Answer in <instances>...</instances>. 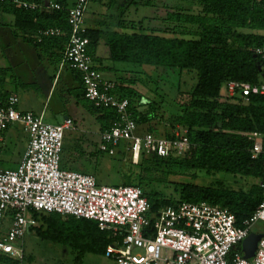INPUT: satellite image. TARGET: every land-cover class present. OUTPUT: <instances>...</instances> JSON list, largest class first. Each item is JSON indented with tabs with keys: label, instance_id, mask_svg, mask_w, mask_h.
<instances>
[{
	"label": "trees",
	"instance_id": "16d2710c",
	"mask_svg": "<svg viewBox=\"0 0 264 264\" xmlns=\"http://www.w3.org/2000/svg\"><path fill=\"white\" fill-rule=\"evenodd\" d=\"M25 1L36 2L43 7L25 9L18 7L12 0H6L0 1V13H12L18 19L22 17L27 27L29 24L26 21H30L28 32H34V35L29 37V41L34 47L41 48L49 40L65 46L70 38L66 0L55 1L64 7L58 10L46 9L44 5L47 1L44 0ZM137 1L153 4V0H128L133 4ZM191 1L199 8L198 12L170 10L162 27L147 28L143 26L142 20L134 23L118 19L117 12L107 14L97 28L87 29L86 34L90 38L88 51L94 60L97 45L103 38L113 63L197 72V83L188 91V99L180 105L179 114L170 120V130L161 132L150 126L146 131L157 137L171 138L174 128L183 127L187 129V137L193 145L191 151L184 157L142 156L138 165L129 158V170L123 173L125 185L142 188L154 211L176 207L183 202L206 201L228 208L236 214L238 225H241L264 200L260 187V182L264 180V155L252 158L254 140L247 136L258 132L264 138V96L251 95L249 101L245 102L238 96L223 95L222 87L229 81L264 83V61L256 58L252 51L264 44V34L260 33L264 31V0ZM47 18L50 26H46ZM32 21L36 24H31ZM49 27L60 28L62 33L36 42L38 31ZM64 50V47L59 50V59L64 57ZM136 80L130 77L126 82L117 83L115 91L120 97L129 100V111L139 125L150 121V117L147 116L149 112L142 114L138 111L144 104V96L136 88L130 87L136 84ZM123 83L130 86H124ZM0 91L3 97L9 95ZM82 97L87 109L99 123L101 132L109 129L118 119L114 109L98 108L86 99L84 85ZM150 109L155 113L158 111L154 103L150 104ZM68 148L64 143L63 168H67L65 163L71 164L72 155L64 158ZM70 148L68 151L71 153L76 145ZM98 152H102L101 149ZM90 154L97 157V151ZM118 154H121L118 160L126 156L121 151ZM143 163L165 167L168 175L185 174L190 170L195 173L188 180L178 182L166 177H151L150 173L142 176ZM96 164L93 172L85 173L93 174L100 183L98 160ZM197 172L212 180L208 184L195 182L199 177ZM221 173L234 178L238 186L218 176ZM239 178L244 182L240 183ZM249 178L257 179L259 183L251 184ZM170 184H173L172 192L168 190ZM32 214L39 222L32 230L42 239L76 250V264H80L83 255L88 252L106 256L108 246L114 242L112 235L101 230L94 220L63 217L58 213L42 211H33ZM0 264H18V260L0 253Z\"/></svg>",
	"mask_w": 264,
	"mask_h": 264
},
{
	"label": "built area",
	"instance_id": "2783aa9c",
	"mask_svg": "<svg viewBox=\"0 0 264 264\" xmlns=\"http://www.w3.org/2000/svg\"><path fill=\"white\" fill-rule=\"evenodd\" d=\"M12 1L25 9L43 7L36 2ZM90 1L75 0L67 7L70 38L62 63L81 75L86 99L118 114L114 124L100 132L101 151L110 156L121 151L134 163L142 156H186L193 147L187 129L177 126L171 138L149 132L139 134L129 111V100L116 93L117 83L106 78L94 64L88 51L90 38L85 20ZM44 7L64 9L55 1H47ZM61 33L60 28L41 29L36 42ZM252 51L264 61V44ZM225 86L228 95L241 97L245 102L251 95L264 96V83L229 81ZM19 102L18 94L3 97L0 91V153L6 125L20 124L29 137L20 164L15 169L0 168V253L23 264L24 238L37 225L32 212L42 211L96 221L101 230L114 238L106 256L119 264H264V236L253 257L246 258L242 253V244L253 233V225L264 221V200L241 225L228 208L206 201L183 202L154 211L138 186L103 185L93 174L63 168L65 132L74 129L73 120L49 123L42 115L20 111ZM247 136L254 140L252 158L264 155L263 136L258 132ZM260 187L264 195V180Z\"/></svg>",
	"mask_w": 264,
	"mask_h": 264
},
{
	"label": "rangeland",
	"instance_id": "374dc122",
	"mask_svg": "<svg viewBox=\"0 0 264 264\" xmlns=\"http://www.w3.org/2000/svg\"><path fill=\"white\" fill-rule=\"evenodd\" d=\"M152 3V5H148L144 2L140 3L139 1L133 4L131 2L126 3L125 0H92L85 13L86 24L93 25L97 18H106L107 15L100 16V12H106L107 9L111 11L108 12L111 14L117 9L118 19L120 18L134 23H138L142 20L144 21L143 26L147 28L165 26L164 18L170 10L199 11V8L195 6L191 0H153ZM6 50H19V54L12 60L9 55L4 57V52H6ZM98 51L99 54H101V51H104L105 54L109 53L107 45L102 43V41ZM20 52L21 50L18 49L16 45L9 46L0 39V76L6 74L10 79H16V74L20 72L26 74L25 76L22 75V80L24 82L22 85L16 83L13 79V86H7V89L16 90L19 94L21 99L19 107L28 105L30 110L38 114L44 109V118L47 122H56V120L64 121L65 114L68 112L74 116L73 112H70L68 108L69 103H67V101L69 100L63 98L65 92L60 87L57 88L55 95H51L48 99L47 92L42 88V84L38 83L39 85H37V87L35 86L29 71L30 66L26 65V63H21L19 60L23 58ZM15 59H18V62L24 65L17 64ZM27 60L31 61V59ZM9 63L12 68H10ZM94 64L96 63L94 62ZM115 66L120 71H123L125 76L126 73L129 72V77L137 79L136 84L133 86L144 96V104L138 108V111L142 114L149 112L147 116L150 117V121L147 123H140L137 132L143 134L150 126L154 127L157 131H169L171 128L169 125L170 120L173 119L175 115L179 114L181 111L180 105L188 99V91L192 90L197 83V72L195 70H171L163 67L157 69V67L149 65L140 67L124 62H115ZM134 73H138V75ZM25 83H27L26 87L24 85ZM222 93L223 95H228L226 93L225 84L222 87ZM151 103H154L158 107L156 113L150 111ZM86 104V102H82V106H79L80 112L77 115V126L79 130L70 129L65 132L64 143L67 144L69 148L64 152V158L72 155L71 166L68 168L80 172H93L98 160L101 168V170L98 171L101 184L108 186L125 185L126 178L123 173H127L129 170L128 165L130 164V159L127 156H123L122 160H118L121 158V154L110 156L107 153L98 152L100 151L101 143L100 125L95 116L87 111ZM60 108H64L63 110H65L66 113L65 111H58ZM3 134H5L6 140L3 143L4 151L0 154V166L3 168L12 167L20 163L22 156L21 152L23 150L22 144L26 134L18 127L17 130L10 129L9 131L3 132ZM73 144L76 145V148L70 153L68 150L71 149L70 147H72ZM94 151H97V157L91 156L90 153ZM138 164L139 163H137V165ZM142 167V176H147V174L150 173L151 177H166L168 180L175 182L188 180L190 175L195 173V171L190 170L185 174L168 175L165 167L160 168L152 165V163H143ZM197 173L199 175L195 181L197 183L208 184L212 180V178L207 175H202L199 172ZM218 176L225 177L231 185L238 186L234 183V178L229 177V175L226 176L221 173ZM249 181L253 184L258 180L249 178ZM239 182L243 183L244 180L239 178ZM172 185L173 184L169 185V192L173 190ZM252 232L264 234V221L259 220L256 222L252 227ZM23 243L25 248V259L23 264H76L75 259L78 256L76 250L60 243L42 239L37 235L35 230L26 234ZM239 248L241 249V247ZM80 264L119 263L114 258L88 252L83 255Z\"/></svg>",
	"mask_w": 264,
	"mask_h": 264
},
{
	"label": "crops",
	"instance_id": "0c3cea01",
	"mask_svg": "<svg viewBox=\"0 0 264 264\" xmlns=\"http://www.w3.org/2000/svg\"><path fill=\"white\" fill-rule=\"evenodd\" d=\"M44 1H56V0H44ZM75 0H66L67 6L70 7L73 5ZM92 1V0H91ZM90 1V2H91ZM89 2V4H90ZM125 2L127 3L128 0H125ZM89 4L87 9L89 8ZM110 10H106V12H100V16L103 15H111ZM116 13V10L115 12ZM103 19L104 18H97L94 22L93 25H87L86 24V28L90 29V28H97L99 26V24L103 23ZM86 20V19H85ZM28 22V27L26 26L24 19L21 17L20 19H18L14 14L12 13H0V39L2 40L3 43H6L7 45H16L18 49L21 50L20 55L23 56V58H20V62L21 63H26V65L30 66V73L32 76V82L35 83V86L37 87V85H39L38 83H41L42 88L47 92V98L49 99L51 95H55V92L57 90L58 87H60L64 92V97L67 100L68 104V108L70 112H73L74 116L69 114V112L67 114H65L66 116L64 117V121L66 119H71L73 120L74 123V129L79 130L78 128V118L77 115L80 112L79 110V106L81 105L82 102H85V100H83L82 94H83V85H82V78L81 75L69 68L66 65H63L62 61L63 58L59 59L58 58V54H59V50H61V47H64V49L66 50L67 48V42L65 43V46H63V44L61 45L60 43H55L53 42V40H49L47 42V44H45L44 46H42L41 48H36L33 46V44H31V42L29 41V37L33 34L34 32H28V28L30 26V21H26ZM46 26H50V20L47 18V20L45 21ZM31 24H36L34 21L31 22ZM37 29V27H36ZM260 33L264 34V31H260ZM32 35V36H33ZM63 40V39H62ZM105 43V39H101L97 45L96 51H95V61L93 60V62L96 63V65L100 68L102 67L100 70H102V72L104 73V75L106 76V78L115 81L118 84H121V82L123 81H128V79H130L128 73L125 74L123 73V71H120L119 69L116 68L115 63H113L110 59V51L108 48L109 53L105 54L104 51H101V54H99V47H100V43ZM108 47V46H107ZM64 50V51H65ZM63 51V53H64ZM13 53V54H12ZM19 54V50L17 51H8L6 50V52H4V57H6L7 55L10 56V59L13 60V58ZM27 59H31V61L27 60ZM15 62L17 64H21L20 62H18V59H15ZM14 63V62H13ZM21 64V65H24ZM10 68L11 64L9 63ZM6 73V72H5ZM121 74V75H120ZM16 79L12 78L15 80L16 83H20L21 85L24 83L22 80V75H26L23 74L22 72H20L19 74H16ZM11 76V75H10ZM13 79H10L6 74H4V76H0V90H3L5 92H7V94H12V93H17L16 90H11V89H7V86L12 85L13 86ZM124 86H130L128 83H123ZM25 87L27 86V83L24 84ZM16 87V86H15ZM130 87H134L133 85H131ZM135 88V87H134ZM19 96V94H18ZM20 99V96H19ZM63 101V100H62ZM61 101V102H62ZM21 103V99L20 102L18 104V109L20 111L23 112H27V111H31L28 105L19 107ZM63 105V104H62ZM82 106V105H81ZM62 109V110H61ZM64 108H60V110L58 111H65L63 110ZM87 111L89 113H91L88 109ZM35 113V112H33ZM66 113V111H65ZM36 115H42L43 118L45 117V110L42 109V111L38 114L35 113ZM45 120V118H44ZM64 121H59L56 120V122H49V123H63ZM17 127L19 129H21L25 134V140L23 142V150H22V156H21V160L23 158V155L25 153V150L28 146V141H29V137L27 135V133L23 130L22 126L20 124H8L6 125L3 130L2 133L5 131H9L10 129H14L17 130ZM8 133V132H7ZM5 134H3L4 137V141L6 140V136H4ZM3 141V143H4ZM4 151V144H2V152ZM1 152V153H2ZM0 153V154H1ZM20 160V162H21ZM20 163H17L15 166L12 167H6L3 168L0 166L1 169H15ZM65 169H69L68 167L71 166V164H66ZM71 170V169H69ZM39 212V211H38ZM65 217V216H63ZM39 222L37 221V224ZM33 231V230H31Z\"/></svg>",
	"mask_w": 264,
	"mask_h": 264
},
{
	"label": "water",
	"instance_id": "95a60500",
	"mask_svg": "<svg viewBox=\"0 0 264 264\" xmlns=\"http://www.w3.org/2000/svg\"><path fill=\"white\" fill-rule=\"evenodd\" d=\"M264 234L251 233L248 238H246L242 244V253L244 257L250 258L253 257L258 245V242Z\"/></svg>",
	"mask_w": 264,
	"mask_h": 264
}]
</instances>
